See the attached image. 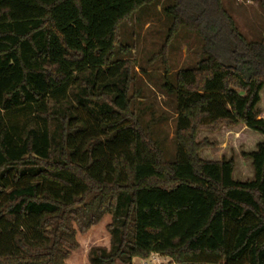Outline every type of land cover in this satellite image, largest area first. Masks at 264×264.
<instances>
[{
	"label": "trees",
	"instance_id": "obj_1",
	"mask_svg": "<svg viewBox=\"0 0 264 264\" xmlns=\"http://www.w3.org/2000/svg\"><path fill=\"white\" fill-rule=\"evenodd\" d=\"M156 0H0V264H68L111 216L110 247L90 264L152 253L177 264H264V140L203 160L200 129L244 124L264 136V37L249 40L223 0H171L169 38L201 39L197 65L164 87L178 100L177 159L133 110V65L120 25ZM128 51V50H127ZM23 118V121H22Z\"/></svg>",
	"mask_w": 264,
	"mask_h": 264
},
{
	"label": "rangeland",
	"instance_id": "obj_2",
	"mask_svg": "<svg viewBox=\"0 0 264 264\" xmlns=\"http://www.w3.org/2000/svg\"><path fill=\"white\" fill-rule=\"evenodd\" d=\"M169 2L171 0H156L128 17L120 25L119 42L124 51L117 52L118 58L131 62L136 74L131 91L135 95L133 110L159 143L165 158L174 161L177 159L178 100L167 92L164 84L166 79L174 82L179 70L197 65L201 57V39L186 28H181L173 38H169L172 20L164 11ZM223 3L249 40L264 37V0H223ZM258 114L264 118V88ZM263 140L260 132L244 124H224L217 130L200 129L196 137L197 142L205 143L199 151L203 160H234L233 177L237 181L254 177L252 159L245 154L256 150ZM111 219L110 215H105L86 233L77 232L79 248L67 259L68 264H90L88 254L92 247H110L107 226ZM117 264L122 263L118 261ZM133 264L177 263L167 256L152 253L148 258L135 257Z\"/></svg>",
	"mask_w": 264,
	"mask_h": 264
}]
</instances>
